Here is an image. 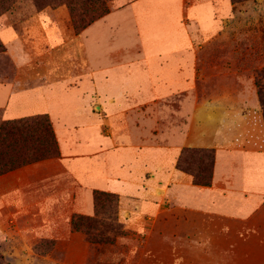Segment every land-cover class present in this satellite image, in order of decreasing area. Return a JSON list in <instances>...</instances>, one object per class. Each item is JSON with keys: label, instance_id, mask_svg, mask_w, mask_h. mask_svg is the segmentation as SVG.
<instances>
[{"label": "rangeland", "instance_id": "374dc122", "mask_svg": "<svg viewBox=\"0 0 264 264\" xmlns=\"http://www.w3.org/2000/svg\"><path fill=\"white\" fill-rule=\"evenodd\" d=\"M156 1L0 0V87L12 94L56 83L47 109L64 115L68 152L100 142L79 145L94 131L75 129L91 124L87 106L101 136L165 154L129 149L109 158L134 168L127 183L109 185L116 191L133 190L148 163V178L131 195L66 178L57 158L0 175V264H264L261 196L217 195L216 207L230 213L190 208L172 179L152 178L151 168L165 159L194 183L190 171L205 165L214 176L219 158L222 172L243 169L264 191V0H164L159 8ZM154 65L174 67L160 77ZM139 68L152 73L153 93L127 98L118 112L64 92L93 71ZM5 121L0 108V126ZM101 145L96 153L108 150Z\"/></svg>", "mask_w": 264, "mask_h": 264}, {"label": "crops", "instance_id": "0c3cea01", "mask_svg": "<svg viewBox=\"0 0 264 264\" xmlns=\"http://www.w3.org/2000/svg\"><path fill=\"white\" fill-rule=\"evenodd\" d=\"M162 1L165 3V7L167 2L164 0ZM162 1H156V7L158 6V3ZM159 14L160 13H158V15ZM164 14V11L161 12V15ZM83 38L85 37L77 36L75 41H80ZM66 45H68V43L65 42L64 39V48L67 47ZM83 49L85 50L86 48L84 47ZM157 66L158 68H155V65L153 66L154 68H152L153 71H156L160 77H165L168 74L167 72L174 67L172 65L169 68H162L161 65ZM151 74L152 73H150L149 70H143L142 68H139L136 73H127L126 71H121L117 74L113 70L111 71V69L106 70V72L93 71L90 73V76H86V78L82 80L79 86H76L75 88L66 87L65 89L64 86L62 87L64 92L77 93L79 99L87 100L86 103H89L90 99L96 98L105 103L107 102L113 112H118L120 111L121 104L126 102L127 98L137 96L142 99H146L149 97L151 92L153 93L152 87L156 85L150 81L149 76H152ZM157 83L159 82L157 81ZM101 84H106L109 89H102ZM56 86L57 84L54 83L45 87H39L33 90L21 91L12 94L10 93L8 87H0V108H4V119L8 121L36 115H48L52 123L60 150V157L57 158V162H59L63 169H66V178H79L80 180L95 183L100 189H106L118 194H134V192L139 188V185L143 183L142 179L148 178L143 172L145 165L148 163H145L140 177H138L137 182L134 184L135 188L130 192L116 191L110 188L109 185L112 182L119 183L120 185L127 183L126 181H123L122 178L133 176L134 168L131 165L129 166L128 164L123 163L119 165H113L114 163H111V159L109 160V158L111 156H116L118 152L128 151L129 149L137 150L136 147L133 148L122 141H118L115 135L113 137L101 136L99 133L100 125L98 122H95L94 117L87 113L86 106L84 108V113H86V116L90 117L91 124L78 126L80 129L76 126L75 129L81 132L87 129H93L94 131L90 134H87L83 140H80L79 145L87 148L92 146L95 140L99 139L100 142L98 146L90 152L79 151L75 152L74 154L68 152L67 148L71 146L69 142L72 135L69 132L68 124L64 120V115L57 116L47 109V103H49L51 100L50 92H53V88ZM158 86L160 87V85ZM138 88H141V90ZM160 88H163V85H161ZM101 144L104 145V148H108V150L105 153H96L100 151L102 147ZM144 150L156 151L162 154L163 158L165 155L163 151L148 148L143 150L139 149L137 151L142 152ZM166 163L167 161L164 159L162 166L158 167L157 165L152 167L150 165L155 175L152 178H166L168 181L172 179L175 196L177 194V199H179L181 203H184V200H186L187 203H189L190 208H194L193 206H195L202 208V210H210L217 213H230V211L228 212L225 207H216L215 198L217 195L220 196V198H224L226 197L225 192L228 193L231 190H236L242 193L244 197H246L245 194H256L255 196L257 197L261 196L262 198L255 199L257 202L264 200V191L262 190L263 184L258 182L259 178L250 179L246 177L245 173H243V169L240 171V174L236 173V169H231V171L225 170L222 172V170L219 168V158L217 159L214 169L213 183L211 186L195 185L192 182V176L182 173L174 167L170 166L169 168V164ZM84 170H86L87 174H84ZM85 175L89 177H84ZM124 175L125 177H123ZM59 177L64 178V172L55 176L54 178ZM102 180L106 181L105 185H100ZM224 182L230 186V189H226V186L225 188H222ZM239 204L242 205L241 200Z\"/></svg>", "mask_w": 264, "mask_h": 264}, {"label": "trees", "instance_id": "16d2710c", "mask_svg": "<svg viewBox=\"0 0 264 264\" xmlns=\"http://www.w3.org/2000/svg\"><path fill=\"white\" fill-rule=\"evenodd\" d=\"M103 6L101 0H97ZM108 11L104 9L90 23L101 18ZM89 23V24H90ZM187 151L185 152V154ZM60 150L52 123L47 115H37L16 120H8L0 126V175L18 168L48 159L59 158ZM185 158V156L183 157ZM181 158L178 167L180 170L185 159ZM214 159V156L211 158ZM214 165V160H213ZM196 185L210 186L213 179V168L205 165L199 167L198 172L190 171ZM95 199L98 200L97 195ZM82 217L73 220L74 228L78 229Z\"/></svg>", "mask_w": 264, "mask_h": 264}]
</instances>
